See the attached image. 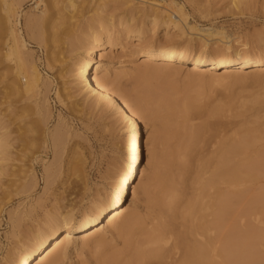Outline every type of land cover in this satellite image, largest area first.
<instances>
[{
    "label": "rangeland",
    "instance_id": "rangeland-1",
    "mask_svg": "<svg viewBox=\"0 0 264 264\" xmlns=\"http://www.w3.org/2000/svg\"><path fill=\"white\" fill-rule=\"evenodd\" d=\"M6 1L9 24L0 1V264H6L51 216L65 212L77 216L90 209L108 193L129 157L128 126L118 109L74 88L71 63L84 49L80 36L98 20L111 22L114 31L113 45L100 50L101 64L110 68L111 79L119 82L125 97L145 104L139 124L145 144L140 178L135 182L136 192L127 195L124 211L113 224L82 243L71 240L63 246L61 259L53 262L47 258L42 264H110L108 259L114 257L126 260L142 238L141 232L160 212L155 198L163 186L172 182L181 194L180 207L194 191L197 162L205 166L207 177L225 157L241 175L215 186L231 205L226 222L231 252L228 259L215 258L214 263L264 264V168L258 162L264 153V68L254 73L234 68L225 72L223 68L214 76L208 66L195 73L189 65L142 62L132 35L138 28L142 43L202 50L194 35L165 29L159 21L152 25L148 2L155 0ZM178 1L184 3L190 25L223 32L233 47L246 43L251 50L264 48V0ZM11 22L16 23L15 30L25 44L20 53L23 66L29 68L31 62L40 73L38 89L27 95L13 89V84L18 85L17 58L6 52V45L11 44ZM222 45L212 40L206 49L215 51ZM158 95L179 101L188 98L193 110L170 112L157 101ZM215 108L221 115L213 117ZM208 121L211 132H204L191 156L186 155L181 148L184 137ZM243 129L252 140L237 153L224 152L227 143L241 138ZM148 177L154 183L145 192L141 187ZM127 213L135 214L137 225L129 234H122L118 227Z\"/></svg>",
    "mask_w": 264,
    "mask_h": 264
},
{
    "label": "bare ground",
    "instance_id": "bare-ground-1",
    "mask_svg": "<svg viewBox=\"0 0 264 264\" xmlns=\"http://www.w3.org/2000/svg\"><path fill=\"white\" fill-rule=\"evenodd\" d=\"M0 1L9 24L10 6L6 0ZM73 1L69 0L72 4ZM148 4L151 6L148 5L150 7L148 11L152 25L155 26L159 21L165 29L171 27L180 34L194 35L193 37H197L201 42L202 50H193L179 45L142 43L143 34L138 28L132 35L140 48L138 54L142 62L189 65L190 70L195 73L208 66L207 68L214 76L218 74L216 70L223 68L225 72L227 68H234L240 72L250 69L253 73L264 68V48L251 50L247 48L246 43L233 47V41L223 32L212 27L190 25L183 2L155 0L149 1ZM15 27L16 23L13 25L11 22L8 30L11 44L6 45V52L7 55H14L17 58L15 78L18 85L13 84V89L19 94L27 95L38 89L41 78L37 67L31 62L29 68L27 67L28 70L23 71L27 68H25L26 65L23 66L20 53L25 48V44ZM111 27V22L98 20L95 25L82 33L80 38L84 43V49L78 52L71 63L75 71L73 83L74 88L80 90L87 98L95 96L99 101L118 109L121 119L128 126L126 141L129 157L105 196L94 201L90 209L77 216L65 212L63 215L48 218L45 224L29 237L28 241L20 244L6 264H42L47 258H51L53 262L61 259L63 246L71 240L75 239L77 243H82L89 236L100 233L103 227L113 224L119 214L124 211L127 195L136 192L135 182L140 178L138 177L140 176L139 164L143 147H145L139 133L140 119L146 113L145 104L125 97L119 88V82L111 79L110 68L101 64L100 50L111 47L114 43V31ZM126 32L128 33L129 29ZM212 40L220 41L223 44L221 49L208 51L207 45ZM77 50H80V46ZM234 74L239 75L235 71ZM156 99L163 102L170 112L173 111L172 109L193 110L188 98L179 101L169 96L158 95ZM219 112L221 110L215 108L211 114L213 117L219 116L221 115ZM196 128L193 129V133V130H190L181 143V148L188 156H191L194 147L198 146L195 144L200 143L204 132L210 131L213 126L208 121ZM240 137L236 142L227 143L228 145L223 149L224 152L237 153L252 140L253 136L243 129ZM198 140H200L199 143ZM223 150L220 147V153L221 151L223 153ZM258 162L264 168V153L259 156ZM197 163L192 183L194 191L190 199L180 208L179 195L181 194L174 189L171 181L167 182L155 198L159 202L160 212L154 217L149 228L141 232L142 238L132 248L126 260L109 258L110 264H215V258L226 260L228 256L230 257L226 222L231 205L229 200L222 198L215 186L228 179L239 178L241 173L236 165H230L226 157L216 164L207 177L204 172L205 166ZM177 165L182 169L186 168L184 163H177ZM244 175L249 176V173ZM153 183L154 178L148 177L141 190L148 191ZM136 225L135 214L127 213L118 230L122 234H129ZM98 242H101V239ZM218 242L220 246L216 249L215 244L217 245Z\"/></svg>",
    "mask_w": 264,
    "mask_h": 264
}]
</instances>
